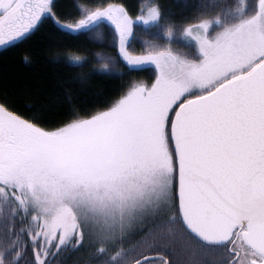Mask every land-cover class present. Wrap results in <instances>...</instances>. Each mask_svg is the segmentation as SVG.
I'll use <instances>...</instances> for the list:
<instances>
[{
    "label": "snow or ice",
    "instance_id": "1",
    "mask_svg": "<svg viewBox=\"0 0 264 264\" xmlns=\"http://www.w3.org/2000/svg\"><path fill=\"white\" fill-rule=\"evenodd\" d=\"M195 7L177 21L159 0L136 16L109 0L71 11L0 0V47L46 22L62 35L111 34L114 53H97L89 77L117 65L154 76L130 78L103 105L78 102L83 74L0 95V264L70 254L83 258L75 264H264V0ZM144 30L159 35L137 53ZM177 35L196 50L173 45ZM85 59L66 49L68 66Z\"/></svg>",
    "mask_w": 264,
    "mask_h": 264
},
{
    "label": "trees",
    "instance_id": "2",
    "mask_svg": "<svg viewBox=\"0 0 264 264\" xmlns=\"http://www.w3.org/2000/svg\"><path fill=\"white\" fill-rule=\"evenodd\" d=\"M150 3L156 0H148ZM230 1V0H229ZM58 7L64 11H71L77 3H87L88 0H57ZM114 3H124L130 14H140L139 0H109ZM165 12L177 21L192 17L196 11V0H159ZM106 43L100 44L85 35H62L50 30L46 22L30 39L19 43L15 47L0 50V95L25 94L27 90L45 89L59 77H69L79 80L87 79L88 92L78 97L82 105H103L118 93L122 84L130 78L150 82L153 79L152 70L145 67L141 70L121 75L118 71L108 75L94 74L89 77V70L98 69L97 53L108 55L114 49ZM79 49L86 59L83 67H70L65 62V52L68 47ZM27 52L31 59L24 61L23 54ZM27 110V109H26ZM60 106H54L53 111L59 113ZM52 119L61 118L53 115ZM77 259H83L79 254H70L57 257L60 264H75Z\"/></svg>",
    "mask_w": 264,
    "mask_h": 264
},
{
    "label": "rangeland",
    "instance_id": "3",
    "mask_svg": "<svg viewBox=\"0 0 264 264\" xmlns=\"http://www.w3.org/2000/svg\"><path fill=\"white\" fill-rule=\"evenodd\" d=\"M190 1V0H189ZM197 4H199L201 2V0H196ZM230 3L233 4V6H240V7H247L250 8L253 4V0H230ZM256 2H258V0H256ZM152 3H150L148 0H139V6L141 7L142 5L145 6L144 11H147V6H150ZM139 15V14H138ZM154 35H159L158 32L155 33H149L147 30H144L143 34L137 36V38L133 41V48L137 51V53L141 50V48L144 46V40L145 38L148 40H151L153 38ZM91 40H94L95 42H98L100 44L106 43L111 45L112 44V38H111V34H108L105 37H98L95 35H91L88 36ZM162 42H166L163 40V37H161ZM171 43L173 45H175L178 48H182V49H186L189 52H193L195 51V42L193 39H186L184 37H181L179 35L175 36L172 38ZM142 44V45H141ZM3 48V47H0ZM99 54L107 56L108 54L100 52ZM97 60H98V66H99V57L97 56ZM119 65L113 67V69L111 70L110 74L115 73L116 71H118L119 69ZM146 67H150V69L152 70V75H153V68L151 66H146ZM145 68V67H144ZM154 78V76H153Z\"/></svg>",
    "mask_w": 264,
    "mask_h": 264
},
{
    "label": "flooded vegetation",
    "instance_id": "4",
    "mask_svg": "<svg viewBox=\"0 0 264 264\" xmlns=\"http://www.w3.org/2000/svg\"><path fill=\"white\" fill-rule=\"evenodd\" d=\"M4 48H7V47L0 48V50H2V49H4Z\"/></svg>",
    "mask_w": 264,
    "mask_h": 264
},
{
    "label": "crops",
    "instance_id": "5",
    "mask_svg": "<svg viewBox=\"0 0 264 264\" xmlns=\"http://www.w3.org/2000/svg\"><path fill=\"white\" fill-rule=\"evenodd\" d=\"M142 45V44H141ZM137 52V51H136Z\"/></svg>",
    "mask_w": 264,
    "mask_h": 264
}]
</instances>
